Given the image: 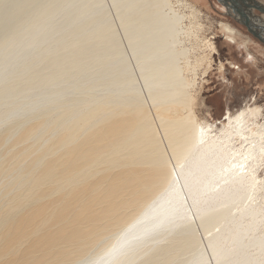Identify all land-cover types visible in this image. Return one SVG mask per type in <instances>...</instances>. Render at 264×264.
<instances>
[{
    "label": "bare ground",
    "instance_id": "1",
    "mask_svg": "<svg viewBox=\"0 0 264 264\" xmlns=\"http://www.w3.org/2000/svg\"><path fill=\"white\" fill-rule=\"evenodd\" d=\"M175 2L0 0V264H264V119L199 123Z\"/></svg>",
    "mask_w": 264,
    "mask_h": 264
},
{
    "label": "rangeland",
    "instance_id": "2",
    "mask_svg": "<svg viewBox=\"0 0 264 264\" xmlns=\"http://www.w3.org/2000/svg\"><path fill=\"white\" fill-rule=\"evenodd\" d=\"M171 1L178 9L177 0ZM183 1L196 9L195 18L190 20L195 35L185 44L194 46L188 56L190 62H197V68L186 78L191 83L192 110L199 123L203 127L221 128L226 112L234 115L248 106L258 108L264 119V44L253 38L234 20L232 11H226L216 0ZM252 13L259 16L255 10ZM224 27L232 33H227Z\"/></svg>",
    "mask_w": 264,
    "mask_h": 264
},
{
    "label": "water",
    "instance_id": "3",
    "mask_svg": "<svg viewBox=\"0 0 264 264\" xmlns=\"http://www.w3.org/2000/svg\"><path fill=\"white\" fill-rule=\"evenodd\" d=\"M226 11H232L234 20L242 25L246 31L258 42L264 44V5L257 0H216ZM255 10L258 15H254ZM256 21H260L257 24Z\"/></svg>",
    "mask_w": 264,
    "mask_h": 264
}]
</instances>
